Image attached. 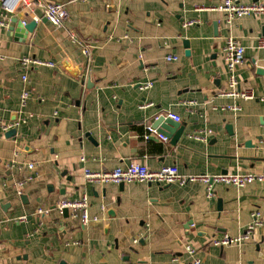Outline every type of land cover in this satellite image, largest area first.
I'll return each mask as SVG.
<instances>
[{
    "label": "crops",
    "instance_id": "1",
    "mask_svg": "<svg viewBox=\"0 0 264 264\" xmlns=\"http://www.w3.org/2000/svg\"><path fill=\"white\" fill-rule=\"evenodd\" d=\"M54 1L68 2L60 28L38 5L0 0V21L8 24L0 25V264H188L186 244L201 264H264V226L242 244H213L242 234L256 209L264 218V183H214L209 198L199 180L121 186L86 183L83 176L84 168L134 160L151 168L174 164L185 175L264 172V76L257 72L264 15L228 24L215 9L223 0ZM193 19L199 22L184 26ZM13 20L36 27L21 37L11 30L18 28ZM72 32L91 45L90 59ZM228 36L246 49L237 74L254 99L220 95L228 84L222 53ZM27 56L54 66L26 68ZM148 81L153 86L141 90ZM229 104L242 110L221 109ZM169 113L184 126L178 143L168 131V142L146 139L147 126ZM14 121L20 123L11 136L2 124ZM204 130L212 132L207 141L192 136ZM84 191L97 218L87 224L56 208ZM40 207L50 212L40 214Z\"/></svg>",
    "mask_w": 264,
    "mask_h": 264
},
{
    "label": "built area",
    "instance_id": "2",
    "mask_svg": "<svg viewBox=\"0 0 264 264\" xmlns=\"http://www.w3.org/2000/svg\"><path fill=\"white\" fill-rule=\"evenodd\" d=\"M9 0H5L7 3ZM12 2L18 0H11ZM21 6L32 9L35 5L42 8L44 15L47 19L56 27H62L68 17V2H57L54 0H19ZM73 1V0H69ZM89 1V0H82ZM4 2V3H5ZM215 9L221 11L225 14V19L228 24H231L236 19H240L249 15L262 16L264 15V0H254L249 3H244L241 0H223L222 4ZM26 24L25 21H23ZM199 20H188L184 22V26H191L197 24ZM0 25H7L5 21H0ZM71 38L73 41L78 42L82 47L83 54L90 59V47L91 45L86 41H83L76 33H71ZM258 48L264 51V35H262L258 40ZM245 47L239 42V40L233 36H228L225 40V44L222 48L223 58L228 71V84L225 89L220 92V95L242 98V99H254L256 96L251 89H244L241 87L240 79L237 74L238 66L242 65L245 61ZM167 59L170 61L178 60V56L174 54H169ZM22 63L26 68H30L33 65L36 66H54L51 61H45L32 57H24ZM262 68L264 70V59L262 62ZM22 80L25 83V87L21 93V105L25 107L28 103L30 97V91L28 89V76L27 74L22 75ZM153 86L152 81L140 84L141 90H148ZM264 101V96L260 97ZM152 105L151 102L142 105L143 107ZM222 110H231L234 112H240L242 107L239 104H229L222 106ZM165 117L169 116L177 122L181 121V117L178 114L169 113L161 114ZM19 121H14L7 124H2L3 130L8 131L12 128H16L19 125ZM211 130H204L192 136L196 139L207 141V137L211 134ZM157 137L163 142H168L169 137L160 132L153 125L149 124L147 126V132L145 133V138ZM19 168L24 167V164H19ZM30 169L35 168V163L30 162L27 164ZM83 176L86 183L95 184H127L132 182L149 183V184H180L185 185L192 181H202L207 185V196L210 198L213 196V184L214 183H224L238 188H243L251 183L260 182L264 183V172L254 173V172H225L218 174H199V175H185L182 174L177 165H163L158 168H151L148 165L134 160L127 164L126 166H116L112 169L105 170H93L90 168H84ZM22 184H20L21 186ZM20 193V191H19ZM89 196L86 191L73 199L63 198L58 201L56 208L61 214H64V210H69V215L72 217L79 216L83 224H87L92 220H97L96 217H91L89 213ZM37 212L40 214H48L50 208H38ZM16 221H24L27 219L26 215L14 218ZM4 220H0V226ZM196 224H192L195 227ZM264 226V218L261 211L256 209L252 212V221L248 224L246 230L238 235L231 236L225 234L221 238H215L213 244L216 246H228L234 244H242L252 238L253 232L258 228ZM138 239H135L137 242ZM78 241L66 242V245H76ZM185 249L187 253L191 256V261L188 264H201L202 260L198 256L197 249L191 245L186 244ZM176 259V258H175Z\"/></svg>",
    "mask_w": 264,
    "mask_h": 264
},
{
    "label": "water",
    "instance_id": "3",
    "mask_svg": "<svg viewBox=\"0 0 264 264\" xmlns=\"http://www.w3.org/2000/svg\"><path fill=\"white\" fill-rule=\"evenodd\" d=\"M13 22L18 24V28L12 27V31H16V35H20L21 37H24V35H27L30 32H33L36 27L35 21L26 22L24 24L23 21L13 20ZM186 45L188 47V43L186 42ZM257 72L259 74H262L264 76V70L262 68H257ZM172 125L173 127L169 126ZM153 127L157 128L160 132L164 133L163 131H168L172 135V143L176 144L178 143L180 137L184 133V126L181 125L180 122L173 121L172 119L166 118L164 115H160L156 118ZM228 129L231 130V127L228 126ZM8 134L11 136H14L16 134V128H12L8 131ZM165 134V133H164ZM123 186V184H121ZM64 215L66 217L69 216V210H64ZM65 264V263H62Z\"/></svg>",
    "mask_w": 264,
    "mask_h": 264
}]
</instances>
